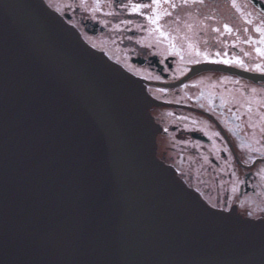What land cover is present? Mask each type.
Returning <instances> with one entry per match:
<instances>
[{"label":"water","instance_id":"95a60500","mask_svg":"<svg viewBox=\"0 0 264 264\" xmlns=\"http://www.w3.org/2000/svg\"><path fill=\"white\" fill-rule=\"evenodd\" d=\"M156 103L45 0H0V264H264V215L156 154Z\"/></svg>","mask_w":264,"mask_h":264},{"label":"flooded vegetation","instance_id":"af4514ba","mask_svg":"<svg viewBox=\"0 0 264 264\" xmlns=\"http://www.w3.org/2000/svg\"><path fill=\"white\" fill-rule=\"evenodd\" d=\"M157 100L156 152L210 205L264 215V0H45Z\"/></svg>","mask_w":264,"mask_h":264}]
</instances>
